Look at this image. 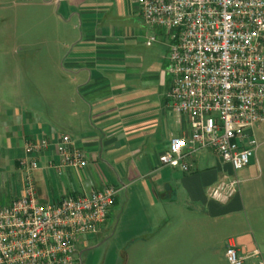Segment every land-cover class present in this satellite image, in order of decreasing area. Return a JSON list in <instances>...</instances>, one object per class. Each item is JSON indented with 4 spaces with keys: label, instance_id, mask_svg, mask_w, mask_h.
I'll return each instance as SVG.
<instances>
[{
    "label": "crops",
    "instance_id": "obj_1",
    "mask_svg": "<svg viewBox=\"0 0 264 264\" xmlns=\"http://www.w3.org/2000/svg\"><path fill=\"white\" fill-rule=\"evenodd\" d=\"M61 3L65 4V17L77 18L80 33L62 49L59 82L47 91L48 118L24 99L20 79L13 76L7 84L0 82V207L21 196L24 176L20 163L26 143L43 138L54 141L67 134L88 164L82 170L59 173L52 167L60 160L56 149L46 152L34 175L42 203L113 185L118 194L126 191L128 206L157 214L159 224L149 227L150 233L174 236L181 225L191 226L195 232L201 220L229 226L234 223H228L232 217L237 219L236 232L226 245L233 242L247 253L258 249L242 217L255 213L258 202L264 203V187L257 188L264 174L256 171L254 163L241 179L244 186L239 194L228 203L210 197V190L226 177L227 164L209 151L200 150L188 159V172L160 164L171 139L188 134L190 128L187 118L171 108L168 53L156 44L159 32L136 19L141 15L134 0ZM152 37L156 45H148ZM52 97L55 101L49 99ZM54 103L58 104L54 107ZM181 215L182 224L176 223ZM204 230L213 233L210 227L204 226ZM205 246L212 252L211 242Z\"/></svg>",
    "mask_w": 264,
    "mask_h": 264
},
{
    "label": "built area",
    "instance_id": "obj_2",
    "mask_svg": "<svg viewBox=\"0 0 264 264\" xmlns=\"http://www.w3.org/2000/svg\"><path fill=\"white\" fill-rule=\"evenodd\" d=\"M134 2L148 27L165 32L172 79L168 97L190 128L171 139L160 164L188 172V159L211 150L235 172L210 190L213 200L228 203L241 189L237 172L257 155L253 131L264 121V0ZM155 41L152 37L148 45ZM52 147L60 158L52 167L59 173L88 164L67 134L26 143L21 196L0 207V264H81L79 244L101 233L115 206L119 189L113 185L42 203L34 175ZM248 254L233 242L227 245L229 264L262 256L259 249Z\"/></svg>",
    "mask_w": 264,
    "mask_h": 264
},
{
    "label": "rangeland",
    "instance_id": "obj_3",
    "mask_svg": "<svg viewBox=\"0 0 264 264\" xmlns=\"http://www.w3.org/2000/svg\"><path fill=\"white\" fill-rule=\"evenodd\" d=\"M65 16V4L61 0H0V82L6 81L7 84L13 76L20 79L24 99L28 98L46 118L49 116L45 108L47 91L55 89L59 82L62 49L64 44L77 40L80 33L77 18ZM135 17L148 27L141 16ZM154 29L159 32L160 40L153 45L156 43L165 54L169 53L165 32ZM8 89L7 94H12L11 85ZM49 99L55 101V97ZM57 107L60 108L59 105ZM184 123L187 126V120L184 119ZM253 134L259 145L257 155L251 165L237 172L240 180L254 165L258 173L264 174V121L256 126ZM206 151L219 158L211 150ZM222 163L223 166L225 163ZM224 173L229 177L235 176L230 165L225 166ZM257 184L258 189L264 187V179ZM243 186L244 183L241 188ZM126 196V191L117 194L119 203L112 208L103 231L85 237V243L79 244L81 264H229L226 244L236 232L237 219L230 217L228 223H234L229 226L201 220L195 232L191 226L181 225L179 234L157 235L149 232V227L159 224L157 214L151 210L133 209V204L128 206ZM261 201L264 202V198ZM257 206L255 213L248 212L242 217L244 224L252 230L262 256L248 258L245 264L264 261V203L258 202ZM183 218L177 217L176 223L180 224L179 220ZM204 226L212 228L213 233H206ZM141 233L146 240L141 239ZM152 235L156 238H149ZM209 242L213 245L212 252L205 246ZM241 252L246 257L249 255L247 251Z\"/></svg>",
    "mask_w": 264,
    "mask_h": 264
},
{
    "label": "water",
    "instance_id": "obj_4",
    "mask_svg": "<svg viewBox=\"0 0 264 264\" xmlns=\"http://www.w3.org/2000/svg\"><path fill=\"white\" fill-rule=\"evenodd\" d=\"M80 256H82V254H80Z\"/></svg>",
    "mask_w": 264,
    "mask_h": 264
}]
</instances>
